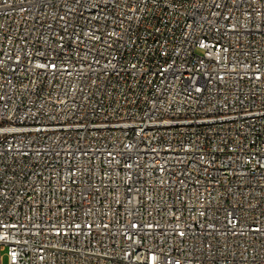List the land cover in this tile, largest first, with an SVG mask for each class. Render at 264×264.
<instances>
[{"label": "built area", "instance_id": "2783aa9c", "mask_svg": "<svg viewBox=\"0 0 264 264\" xmlns=\"http://www.w3.org/2000/svg\"><path fill=\"white\" fill-rule=\"evenodd\" d=\"M2 255L264 264V0H0Z\"/></svg>", "mask_w": 264, "mask_h": 264}, {"label": "rangeland", "instance_id": "374dc122", "mask_svg": "<svg viewBox=\"0 0 264 264\" xmlns=\"http://www.w3.org/2000/svg\"><path fill=\"white\" fill-rule=\"evenodd\" d=\"M0 260H1V264H6V257H5V255H2Z\"/></svg>", "mask_w": 264, "mask_h": 264}]
</instances>
